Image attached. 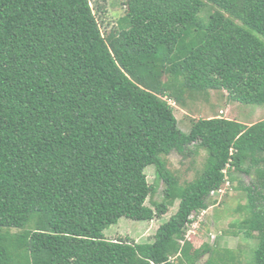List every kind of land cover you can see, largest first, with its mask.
<instances>
[{
	"label": "trees",
	"instance_id": "1",
	"mask_svg": "<svg viewBox=\"0 0 264 264\" xmlns=\"http://www.w3.org/2000/svg\"><path fill=\"white\" fill-rule=\"evenodd\" d=\"M124 4L103 31L91 0H0V264H242L187 235L234 182L246 200L230 233L255 239L249 261L264 264V119L194 118L184 132L173 106L211 91L264 105V0ZM201 149L181 181L166 157ZM176 201L153 241L104 234Z\"/></svg>",
	"mask_w": 264,
	"mask_h": 264
},
{
	"label": "rangeland",
	"instance_id": "2",
	"mask_svg": "<svg viewBox=\"0 0 264 264\" xmlns=\"http://www.w3.org/2000/svg\"><path fill=\"white\" fill-rule=\"evenodd\" d=\"M125 0H91V5L101 21L103 31L105 27H117L119 19L125 15L126 6ZM206 4L204 7H210ZM201 10L199 17L206 20V16L211 11ZM174 113L178 120L179 128L188 132L191 128V120L198 118H206L213 116H223L230 119H236L245 124H252L261 119H264V105L256 106L243 104L240 102L230 101L225 91H211L207 98L198 94L186 98L184 106L174 104ZM206 156L205 150H200L197 154L189 155L186 159L172 152L166 159L168 167L175 171L180 176V180L192 179L197 170L203 166ZM146 174L148 181L156 185V193L152 200H161L163 197L164 183L162 181L156 182L155 168L151 166L146 167ZM242 180L247 183L250 180L249 176H241ZM237 182L232 184V187L226 188L225 195H216L218 201L215 205L210 206L209 209L198 214L195 219L194 226L188 228L187 235L192 240L195 247H200L205 243L210 245L217 244L221 248H229L242 252V264H252L251 249L256 244L255 239L245 238L241 233L233 235L230 230H235L231 227L241 213L239 212V205L245 203V195L236 188ZM151 205V201H147ZM178 207V201L169 208V211L162 217L151 221L135 220L127 217H121L114 224H111L104 230L107 238L118 239L126 238L131 241L148 242L154 240V235L158 226L168 220ZM205 260V256L202 257Z\"/></svg>",
	"mask_w": 264,
	"mask_h": 264
},
{
	"label": "built area",
	"instance_id": "3",
	"mask_svg": "<svg viewBox=\"0 0 264 264\" xmlns=\"http://www.w3.org/2000/svg\"><path fill=\"white\" fill-rule=\"evenodd\" d=\"M227 184H228V183H227ZM218 192H220V193H224V192H225V189L221 188V189L218 190ZM195 222H196V221H195ZM195 222L192 224L193 226H194Z\"/></svg>",
	"mask_w": 264,
	"mask_h": 264
}]
</instances>
